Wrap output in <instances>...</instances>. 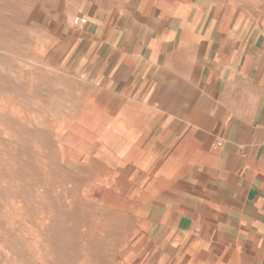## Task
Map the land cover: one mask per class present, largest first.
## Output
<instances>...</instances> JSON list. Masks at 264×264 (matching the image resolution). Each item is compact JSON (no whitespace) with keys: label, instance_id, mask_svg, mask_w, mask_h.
Wrapping results in <instances>:
<instances>
[{"label":"crops","instance_id":"1","mask_svg":"<svg viewBox=\"0 0 264 264\" xmlns=\"http://www.w3.org/2000/svg\"><path fill=\"white\" fill-rule=\"evenodd\" d=\"M65 1L87 20L58 36L88 86L91 157L145 231L264 264V17L235 0Z\"/></svg>","mask_w":264,"mask_h":264},{"label":"rangeland","instance_id":"2","mask_svg":"<svg viewBox=\"0 0 264 264\" xmlns=\"http://www.w3.org/2000/svg\"><path fill=\"white\" fill-rule=\"evenodd\" d=\"M235 1L264 17V0ZM69 10L0 0V264H258L228 244L145 231L134 195L91 157L88 86L60 50Z\"/></svg>","mask_w":264,"mask_h":264},{"label":"built area","instance_id":"3","mask_svg":"<svg viewBox=\"0 0 264 264\" xmlns=\"http://www.w3.org/2000/svg\"><path fill=\"white\" fill-rule=\"evenodd\" d=\"M87 23L85 18H77L74 22L75 25L83 26Z\"/></svg>","mask_w":264,"mask_h":264}]
</instances>
